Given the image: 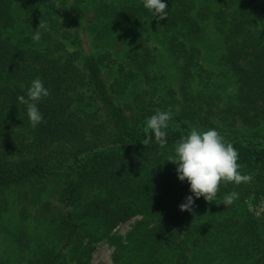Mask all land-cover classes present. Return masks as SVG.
<instances>
[{"label": "trees", "instance_id": "1", "mask_svg": "<svg viewBox=\"0 0 264 264\" xmlns=\"http://www.w3.org/2000/svg\"><path fill=\"white\" fill-rule=\"evenodd\" d=\"M163 2L168 14L157 20L143 0H72V12L68 0H0V218L17 212L12 239L29 253L18 264H89L101 241L113 248L112 264H264V210L257 216L248 208L264 206V26L254 30L264 0H213L198 10L191 0ZM74 12L93 13L98 36L170 31L178 93L124 106L117 80L107 85L103 75L110 53L67 49L80 40ZM40 21L46 30L37 29ZM208 25L224 34L222 60L236 87L224 105L205 93L210 76L195 92L187 85L200 69L194 42ZM37 77L50 94L37 104L43 122L32 127L18 97L27 98ZM169 109L166 146L154 138L142 144L146 120ZM192 128L219 131L253 180L222 184L214 202L194 198L192 210L181 211L189 184L166 159ZM233 191L239 198L225 205ZM131 220L125 236L115 234Z\"/></svg>", "mask_w": 264, "mask_h": 264}, {"label": "rangeland", "instance_id": "2", "mask_svg": "<svg viewBox=\"0 0 264 264\" xmlns=\"http://www.w3.org/2000/svg\"><path fill=\"white\" fill-rule=\"evenodd\" d=\"M191 1L197 10L213 2V0ZM68 5L69 11L72 12L74 10L72 0H68ZM71 14L74 20L79 23L80 40L79 44L67 46V49L75 51L80 48L83 53L95 57L109 52L111 55L109 64L110 69L111 67L112 69H105L103 75L107 85L114 82L113 80H117L119 85L116 87L122 89V92L118 93L117 96L120 95V102L124 106L125 103L131 101L130 106L139 109L142 103L145 104L151 101L157 103L163 98L170 99L171 93H168L170 90H175L178 93L181 80L175 58L170 52V31L166 33L158 26V29L152 27L154 30L132 34L124 28H118L116 31L98 36L97 27L93 24V13H86L84 17L79 16L78 12ZM256 20L257 27H254V30L256 32L262 31L259 29L264 26V19L256 18ZM203 26L204 23L200 22V27ZM69 29L73 31L76 26ZM194 44L198 46L201 53L197 59L200 69H194L193 72L195 73H191L187 85L190 91L195 92L200 90V87L202 88L203 81H205L202 78L210 76L211 80L206 86L205 93L211 94L217 102L224 105L236 92L234 79L228 73L222 60L223 53L226 51L224 34L217 31L214 26L208 25L203 29L202 34ZM146 59L148 60L146 66L142 65V69H139L138 64H142ZM119 65L122 67L120 70L118 69ZM131 68L134 72L130 76L128 73ZM195 74H200V78H197ZM176 96L178 95L175 94ZM135 102L138 104H135ZM176 110H178V107H176ZM234 130L241 134L244 133V128L240 125H236ZM248 208L255 212L257 216L264 210L262 205L249 204ZM19 221L16 211L4 214L0 218V264L2 262L18 264L22 256L29 255L28 251L21 250L12 239V231L19 225ZM133 223L134 220H131L119 225L114 231L115 234L125 236ZM25 227L33 232L38 226L30 222ZM112 253L113 248L109 243L101 241L95 245L89 264H112Z\"/></svg>", "mask_w": 264, "mask_h": 264}, {"label": "clouds", "instance_id": "3", "mask_svg": "<svg viewBox=\"0 0 264 264\" xmlns=\"http://www.w3.org/2000/svg\"><path fill=\"white\" fill-rule=\"evenodd\" d=\"M143 7L157 20H164L168 14V5L163 0H143ZM59 8V6H57ZM47 23L40 21L37 29H47ZM32 39L39 41L41 33L35 32ZM43 81L37 77L27 88L26 96H19L18 100L27 108V116L32 127L43 122V116L37 106L38 102L49 96ZM171 109L157 110L146 120L144 133L146 138L142 144L148 146L153 141L161 147L167 144V131L169 121L172 119ZM166 161L176 167L177 178L187 181L191 195L179 205L181 211H191L194 198L203 197L206 202H214L222 184L232 183L239 186L253 180L251 174H242L243 167L239 161V152L231 142L225 140L223 135L215 129L198 130L192 128L185 136H181L174 144V154L169 155ZM239 198L238 192H231L224 197V204L231 205Z\"/></svg>", "mask_w": 264, "mask_h": 264}]
</instances>
